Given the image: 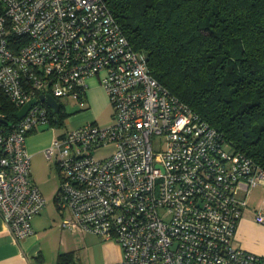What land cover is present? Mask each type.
<instances>
[{"label":"built area","instance_id":"built-area-1","mask_svg":"<svg viewBox=\"0 0 264 264\" xmlns=\"http://www.w3.org/2000/svg\"><path fill=\"white\" fill-rule=\"evenodd\" d=\"M95 77L111 124L67 130L43 152L60 177L56 206L70 215L61 228L115 241V264H264L233 243L264 171L150 75L104 0H0V96L16 112L35 100L20 120L0 114V218L13 238L30 235L46 205L26 138L64 125L61 106L40 96L83 101Z\"/></svg>","mask_w":264,"mask_h":264},{"label":"trees","instance_id":"trees-1","mask_svg":"<svg viewBox=\"0 0 264 264\" xmlns=\"http://www.w3.org/2000/svg\"><path fill=\"white\" fill-rule=\"evenodd\" d=\"M104 1L150 75L264 171V0Z\"/></svg>","mask_w":264,"mask_h":264},{"label":"crops","instance_id":"crops-1","mask_svg":"<svg viewBox=\"0 0 264 264\" xmlns=\"http://www.w3.org/2000/svg\"><path fill=\"white\" fill-rule=\"evenodd\" d=\"M39 132H32L26 138L25 147L31 158L40 153L44 155L43 152L50 143ZM30 178L37 186L31 175ZM55 196L52 200L53 205L50 208L44 207L38 215L32 218V233L19 241L13 238L0 218V264H59L60 254L72 252L71 249L63 248L62 239L68 235L82 234V232L61 228L62 220L69 218L70 215L67 212L61 213L58 210ZM257 212L264 213V183L251 189L247 206L243 209L238 220L233 239L234 245L238 248L264 257V224L256 222ZM53 234L59 238L57 249L51 245ZM88 235L92 234L83 233V236Z\"/></svg>","mask_w":264,"mask_h":264},{"label":"rangeland","instance_id":"rangeland-1","mask_svg":"<svg viewBox=\"0 0 264 264\" xmlns=\"http://www.w3.org/2000/svg\"><path fill=\"white\" fill-rule=\"evenodd\" d=\"M103 77V74L101 75ZM86 99L83 101L73 97H63L58 104L65 113L64 125L58 124L40 127L36 131L43 135L44 139L50 141L59 138L67 130H72L86 123H96L100 127L111 124L112 108L104 88L97 77L86 81ZM80 117V118H79ZM46 149V148H45ZM111 147L99 150L95 156L108 154ZM30 175L36 181L41 191L46 208H50L53 197L59 187L58 170L54 164L49 163L42 153L33 156L30 160ZM63 248L72 250L71 260L77 264H115L121 260L119 245L113 240H101L96 235L83 236L68 235L62 239ZM59 238L55 234L51 236V245L58 248Z\"/></svg>","mask_w":264,"mask_h":264},{"label":"water","instance_id":"water-1","mask_svg":"<svg viewBox=\"0 0 264 264\" xmlns=\"http://www.w3.org/2000/svg\"><path fill=\"white\" fill-rule=\"evenodd\" d=\"M40 100L44 101L47 106H49L50 108L53 109L54 112L58 111V108H59L58 103L56 102V100H54L50 96H46V97L40 96ZM33 104H35V100H31L27 104H25L19 111L16 112L15 118L17 120H20L26 114V112L29 110L31 105H33Z\"/></svg>","mask_w":264,"mask_h":264}]
</instances>
